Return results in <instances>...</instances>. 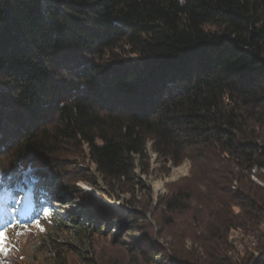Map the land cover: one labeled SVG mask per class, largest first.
I'll list each match as a JSON object with an SVG mask.
<instances>
[{
    "label": "trees",
    "instance_id": "16d2710c",
    "mask_svg": "<svg viewBox=\"0 0 264 264\" xmlns=\"http://www.w3.org/2000/svg\"><path fill=\"white\" fill-rule=\"evenodd\" d=\"M150 144L189 176L151 220L85 206L100 230L152 264H264V0H0V230L32 181L74 193L67 157L135 193Z\"/></svg>",
    "mask_w": 264,
    "mask_h": 264
},
{
    "label": "rangeland",
    "instance_id": "374dc122",
    "mask_svg": "<svg viewBox=\"0 0 264 264\" xmlns=\"http://www.w3.org/2000/svg\"><path fill=\"white\" fill-rule=\"evenodd\" d=\"M148 152L151 170L149 174H142L137 168V177L142 184L136 185L135 193L123 192L119 187L110 188L88 154L83 158H66L65 183L74 187V193L59 192L46 180H34L29 187H24L28 195L17 191L15 196L21 200L24 213L21 210L15 212V219L20 224L0 230H7L6 247L0 250V264H152L136 252L128 251L127 245L120 242L123 231L118 221L100 230L102 223L95 222L85 213V206L93 207L94 211L103 206L110 215L145 214L151 220L161 197L178 188L179 181L189 176L192 164L186 160L180 166L170 168L157 162L151 144ZM5 156L7 152L0 158V167ZM253 173L252 180L264 186V170ZM85 175H92V182L76 183ZM26 200L30 201V206L26 205ZM46 212L50 213L48 217H45ZM153 226L156 240L169 253V244L173 241L159 236L158 226L155 223ZM175 233L181 234V230L176 229ZM114 238L118 241L114 242ZM235 238L239 239V236L235 234ZM177 240L176 244L180 245ZM185 246L190 249L191 241Z\"/></svg>",
    "mask_w": 264,
    "mask_h": 264
},
{
    "label": "snow or ice",
    "instance_id": "6c2138e0",
    "mask_svg": "<svg viewBox=\"0 0 264 264\" xmlns=\"http://www.w3.org/2000/svg\"><path fill=\"white\" fill-rule=\"evenodd\" d=\"M50 215V213H45V217H48ZM36 226L39 228L40 227V222L37 221L36 222ZM15 227V225L13 226ZM41 231H43V228H40ZM6 243H7V230L5 231H0V250H2L3 248L6 247Z\"/></svg>",
    "mask_w": 264,
    "mask_h": 264
},
{
    "label": "bare ground",
    "instance_id": "6f19581e",
    "mask_svg": "<svg viewBox=\"0 0 264 264\" xmlns=\"http://www.w3.org/2000/svg\"><path fill=\"white\" fill-rule=\"evenodd\" d=\"M254 172H256V171H254ZM253 177V176H252Z\"/></svg>",
    "mask_w": 264,
    "mask_h": 264
}]
</instances>
